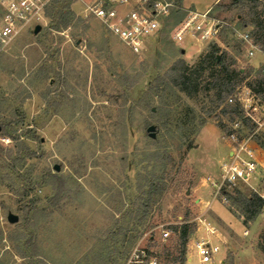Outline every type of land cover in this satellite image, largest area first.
Here are the masks:
<instances>
[{"label":"rangeland","instance_id":"374dc122","mask_svg":"<svg viewBox=\"0 0 264 264\" xmlns=\"http://www.w3.org/2000/svg\"><path fill=\"white\" fill-rule=\"evenodd\" d=\"M87 1L55 0L36 34L23 32L0 54V264H146L137 256L140 250L158 264H175L179 245L169 226L189 222L190 240L203 234L195 221L199 215L222 234L225 222L236 235L235 254L228 251L223 264H264L259 248L264 203L248 224L224 209L239 216L230 201L213 199L224 222L198 204L199 196L212 200V186L204 178L219 172L218 146L229 148L218 127L228 118L215 108L213 90L206 89L212 70H195L197 90L191 85L189 93L167 84L165 75L179 59L197 69L217 43L235 56L233 67L246 72L238 85L254 79L250 69H257L263 56L255 52L248 59L247 44L225 33V25L216 39L185 42V47L171 39V31L188 10L210 8L211 16L257 40L253 18L261 6L183 0L159 36L135 55L97 19L84 15ZM202 120L212 124L201 138L203 156L194 150ZM149 125L157 139L148 135ZM252 145L264 163L258 140ZM207 157L217 171L202 160ZM151 182L161 189L144 211ZM253 183L264 189V181ZM240 188L249 195L247 186ZM9 213L18 220L9 222ZM245 228L249 234L243 236ZM164 231L169 232L165 237ZM189 240L181 264H186ZM197 259L194 255L189 264H208Z\"/></svg>","mask_w":264,"mask_h":264},{"label":"built area","instance_id":"2783aa9c","mask_svg":"<svg viewBox=\"0 0 264 264\" xmlns=\"http://www.w3.org/2000/svg\"><path fill=\"white\" fill-rule=\"evenodd\" d=\"M55 0H0V54L5 52L25 31H32L37 24H44L50 6ZM178 9L175 0H90L84 2L83 12L86 17L97 19L103 27L115 35L129 50L140 55L146 49L149 41L158 37L165 19ZM204 12L188 10L184 17L171 31V39L176 43L205 41L216 39L220 26L228 23L219 21ZM222 24V25H221ZM234 34L247 44L245 55L251 59L255 52L263 57L259 67H264V50L254 41L248 31L238 30L231 26ZM258 67V68H259ZM227 103H238L242 116L252 129H247L244 122L236 118L225 127V139L229 143L226 156L219 163L217 176H206L204 181L212 186V200L220 198L224 203L229 201L226 192L241 190V185L249 188L250 193H256L264 201V189H259L254 180L264 181L260 171L264 172L262 163L252 145L258 138L264 140V87L256 91L246 82L237 85L227 99ZM197 230L202 235H196L189 240V254L197 256L200 262H212L218 245L211 237H218L219 230L203 215L195 218ZM168 231L163 232L167 236ZM137 256L140 260L147 259L146 264H158L156 257L146 258L144 250ZM189 256V255H188ZM190 258V256H189Z\"/></svg>","mask_w":264,"mask_h":264},{"label":"trees","instance_id":"16d2710c","mask_svg":"<svg viewBox=\"0 0 264 264\" xmlns=\"http://www.w3.org/2000/svg\"><path fill=\"white\" fill-rule=\"evenodd\" d=\"M179 11L182 9L183 0H175ZM243 4L248 5L249 3H254V6H261L260 14L255 15L253 18V23L255 25L254 32L255 34L258 33L257 40L254 41L260 46L262 50H264V0H233L232 4ZM174 11V12H176ZM173 13V12H172ZM171 13V14H172ZM69 13H65L67 15ZM171 14L165 19L171 16ZM260 15L262 16L260 18ZM182 16H178L176 20L181 19ZM63 27L68 26V21L63 20ZM247 23L243 21V25ZM225 33L229 35H235L234 31L231 27L225 25ZM227 44V43H226ZM230 59V60H228ZM235 63V56L228 55L226 51H222L220 46L217 43H212L209 46V50L201 57L195 68L193 69L189 65L185 63L184 60L179 59L175 61L165 72L167 79H169V83L173 86L178 87L181 91L189 93V87L192 85L194 91L197 90V77L193 76L195 70H203L208 68L212 70L210 77L211 81L207 84V90H213V102L215 104V108L222 114L227 116L228 121L231 122L236 118L241 119L247 129H252L253 126L248 123V121L243 118L242 116V109L238 103H227V97L233 93L234 88L243 80L245 79L246 72L242 68L233 67ZM215 68V69H213ZM250 71H254L253 78L250 81H246V83L256 91L261 90L264 87V67H259L257 69H250ZM204 124L203 120L200 121V126ZM218 127L223 131L227 132L225 125L222 126L219 124ZM199 132V128L195 130L196 135ZM6 134V133H3ZM157 139V137H154ZM258 144L264 150V140L257 139ZM193 141L187 143L186 148L190 149L193 146ZM3 151V147L0 145V152ZM9 151V150H8ZM10 153V151H9ZM9 155V154H8ZM155 156V155H154ZM155 161V160H154ZM59 184H62V180L59 179ZM147 199L143 203L144 211L147 210L149 206V200L151 197L160 191V187L158 184H153L152 182L147 186ZM226 195L230 201L232 206H236L240 214L244 217V223L247 224L248 222L254 220L258 214L261 213L262 206L264 201L261 199L259 195L256 193H249V195L244 194L239 189H234L233 193L226 192ZM60 199L59 191L56 192L52 198L51 203L54 205ZM169 228L172 229L173 233L176 235L178 245H179V255L175 261V264H181L185 260V248L186 244L189 240V236L193 232V228L191 227L190 223L184 221L183 223H179L176 225H170ZM261 242L259 243V248L264 253V231L263 234L260 236ZM146 253V258H149L151 255L148 253L147 250H144Z\"/></svg>","mask_w":264,"mask_h":264},{"label":"crops","instance_id":"0c3cea01","mask_svg":"<svg viewBox=\"0 0 264 264\" xmlns=\"http://www.w3.org/2000/svg\"><path fill=\"white\" fill-rule=\"evenodd\" d=\"M185 1V0H184ZM210 8H207L206 10L204 9L203 11H201V12H204V11H207V10H209ZM190 43V42H189ZM183 47H185V45H184V43H180ZM190 44H192V43H190ZM184 51V50H183ZM199 51H197V53H198ZM196 53V54H197ZM258 53V52H257ZM259 54V53H258ZM254 56H255V54H254ZM253 56V57H254ZM211 126H212V124H203L202 126H201V128H200V132H199V134H198V140H197V143H196V145H195V147H194V150L196 149V150H198V152L200 153V155L201 156H203L202 154H203V152L201 151L202 149V147H201V138H202V135H203V133L205 132V131H207V130H209L210 128H211ZM224 140V139H223ZM227 143H224L223 144V146L222 145H219L218 146V148H217V152L219 153V155L221 156L220 158H221V160L226 156V154H227V152H228V150H227V152H226V148H225V146L227 147V149H229L228 148V146L226 145ZM223 157V158H222ZM202 160H206V161H209L210 162V164H212V166L215 168V170L217 171V166H216V164H215V162H214V160L212 159V158H210V157H207V159H203L202 158ZM221 160H218L219 162H218V164L220 163V161ZM205 197L207 196V195H209V193H208V191H206L205 192ZM210 196V195H209ZM213 201L214 200H208V199H205L204 197H202V196H199V198H198V204H200V206H203V207H207V211H210L212 214H215V216H216V218L218 219V220H220V221H222V222H224L223 221V219L221 218L222 217V213H221V210H222V208L221 207H214V205H212V203H213ZM224 209H226V210H228L232 215H234L235 217H238L242 222H243V224H245L244 223V217H243V215L242 214H240V212L238 211L237 212V214L239 215V216H237V215H235V213L232 211V210H230V209H227V208H225L224 207ZM223 211V210H222ZM249 223V222H248ZM247 223V224H248ZM224 224L227 226V231L225 230L224 231V233L222 234L220 231H219V236L218 237H211L212 239H214L215 241H213L214 243H216L217 245H218V251H217V253H215V256H214V260L212 261V262H206V263H208V264H213V263H219V260H220V263L222 262V264H223V258H224V256H225V254L228 252V251H230V252H232V255L234 256V252H233V250H234V246H233V244H234V241L235 240H237L235 237H236V235L233 233V231L229 228V226L224 222ZM242 234H243V236H246V235H248L249 234V230H248V228H245L244 230H243V232H242ZM237 244H238V246H242L243 245V242H240V241H237ZM189 256H190V258H189V256H188V258L186 259V264H189V262H191L192 261V257L194 256V254H188ZM196 256V255H195ZM197 257V256H196ZM198 260V262H200L199 261V259H197ZM202 263V262H201Z\"/></svg>","mask_w":264,"mask_h":264},{"label":"water","instance_id":"95a60500","mask_svg":"<svg viewBox=\"0 0 264 264\" xmlns=\"http://www.w3.org/2000/svg\"><path fill=\"white\" fill-rule=\"evenodd\" d=\"M42 25L40 24H37L35 25L34 29H33V33L36 34L40 29H41ZM183 52V50H182ZM155 127L153 125H149L147 127V132H148V135L152 138L155 137ZM56 170L58 169L57 166L54 167ZM7 220L9 222H16L18 220V217L15 215V214H12V213H9L8 216H7Z\"/></svg>","mask_w":264,"mask_h":264}]
</instances>
